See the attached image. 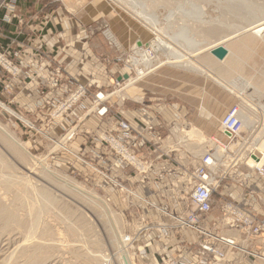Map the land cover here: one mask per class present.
<instances>
[{
	"label": "rangeland",
	"instance_id": "obj_1",
	"mask_svg": "<svg viewBox=\"0 0 264 264\" xmlns=\"http://www.w3.org/2000/svg\"><path fill=\"white\" fill-rule=\"evenodd\" d=\"M17 1V9L23 22L21 24L16 21L12 22L16 26L15 31L7 34L4 32V23L0 20V51H9L11 58L17 64H19V60H23V62L17 65L19 76L15 77L9 74L0 63V102L16 112L17 115L22 116L23 119L26 118V121L0 106V126L8 129V132L12 133L13 135H11L24 145L26 153L21 151L9 136L0 130V137L3 135L0 138V159L9 167L8 169L5 165L7 170L4 165H0V208H3L5 213L4 215L2 212L0 213V264H27L29 260L31 262V259L34 260V264H119L115 258L118 251L117 245L119 246L122 241L123 244L128 245L132 264H149L148 256L151 257L150 254L159 251L156 249L157 245L152 244L154 235L151 226H156L159 231L158 224H166L165 217L168 219L167 221L174 222L171 214L167 216L160 211H150L149 209V197H156L158 206L167 203L161 195L162 192H153L150 193V196L146 193V201H137L132 196L124 199L117 189L102 187L96 173L75 158V154L79 153L81 156L87 157L88 162L97 165V153L83 151V139L80 134L72 140L66 141L67 139L64 138L65 128L69 127L67 119L63 114L58 118H52L50 116L52 107L47 104L41 105V100L52 94L55 101H61L80 84L88 88L89 94L100 88L101 90H111L112 88L108 87L110 78L115 77L121 71L128 70L132 77L137 76L136 65L131 64L133 63L131 62L132 57L138 60L140 56L136 55L138 53L134 51L135 47L145 46L144 48L152 52L151 59L154 60L162 55L154 52L149 46L150 42L156 41L158 37L164 38L165 42H180L182 46L179 47L183 51L195 53L190 58L191 60L205 65L226 81L235 80L238 87H245L246 91L253 93L250 95L251 102L248 101L249 98L236 94L237 97L234 92V95L232 92L229 93L212 77L205 74L200 75L195 73L196 71L183 69L182 66L169 63H159L161 67L155 69V66L159 65L157 63L155 68H149L150 71L146 69L147 73L144 71L145 74L142 77L126 87L125 95L130 99L142 101L144 104L160 101L166 107L170 105L171 101L178 102V93L175 89L168 88L165 96L147 93L146 78L154 69L153 72H157L159 69L165 70L167 72L165 80L169 84L176 81V78L179 77L176 72L180 70L197 74L204 82H212L217 92L226 93L232 97L231 107L237 106L240 112L247 113L252 119L251 124L253 125L246 130L241 129L234 139L240 140L244 147L239 149L238 146H235L232 148L231 144L234 140L230 142L228 139L223 140L222 137L209 136L199 129H196L198 133L196 140L185 142L179 139L181 134H178V131L175 132V143L180 142V145L175 144L173 147H175V152L182 153L183 157H186V154L194 156L196 153L201 154L209 149L215 150V139H217L220 142V147L228 145L229 160L227 163L222 162L226 166L218 164V167L213 170L220 174L224 168L229 166V168L232 167L230 170L236 175L248 174L250 170L244 158L248 152L247 148L249 149L252 144L253 147L264 144V113L261 112L262 109L259 105V102L264 105V34L256 36L253 33L256 27L264 26V0ZM129 7L144 8L143 10L148 13L147 15L145 12L146 16L156 19L158 33L135 17L129 11ZM83 30L86 31L85 38H82L81 31ZM105 33H109L112 41L107 39ZM238 40L243 42L239 43ZM68 41L71 43L81 41L82 44L85 43L89 47V56L76 47H69L73 65L78 68L83 66V69L85 66L84 70L88 74L85 82L79 81L80 74L69 71L61 61L62 54L66 52L64 45ZM17 44L19 45L17 46ZM212 44H225L222 46L235 54L232 55L234 63L229 57V52L222 60H216L210 53L212 48L209 47ZM61 47L63 48L60 49ZM174 47L176 49V46ZM35 48H40V50L36 52ZM162 48L166 52L170 50L166 49V45H163ZM48 57L52 58V62L49 64ZM117 57L120 58L119 62L114 61ZM99 63H102L107 70L109 76L108 79L106 78L105 84L107 85L101 86V82L99 84L97 82L100 81L97 77ZM100 68L98 69L100 70ZM55 69L58 71L56 72ZM238 75L241 76L240 79L236 78ZM55 79H57V87H50L52 80ZM66 84L70 86L69 89L61 91ZM252 85L256 87V90ZM140 87L143 88L141 92L132 94L131 91L140 89ZM253 90L258 93L255 94ZM219 98H215V103L221 107L223 100ZM75 107L79 108V106ZM125 107L135 108L137 106L128 100ZM87 108L92 110L89 105ZM74 114L73 111L69 117L76 118L83 115ZM221 118L220 116L217 120L218 131ZM75 122L70 126L76 125L74 129L78 134L79 129L85 125L90 132H95L98 129L96 126L99 120L93 113H90L82 123ZM189 127H191L189 124L180 126L183 130H188ZM182 132L180 131V133ZM8 142L10 143L7 144ZM13 145L17 148H13ZM189 161H187L188 167ZM51 174L59 176L60 179L66 177L67 180L77 181L84 189L92 190L91 192H94L107 206L99 200L93 202L84 199L81 194L64 186L63 182H57L56 178L58 177ZM230 181L231 183L228 182L229 187H235L238 184L233 179ZM240 181L243 182L242 177ZM29 184L36 189L44 188L43 194L45 192L44 195L51 196V199L47 197L49 202L38 193L37 195L42 197H37ZM22 193L23 195H21ZM53 196L54 198H52ZM217 197L218 195L215 194L216 199ZM0 211L2 210L0 209ZM109 211L115 213L116 223L112 218L113 221L109 220V216L112 215H109ZM173 211V209L169 210L170 213ZM28 212L31 214L29 215ZM8 213L10 216L15 215L16 222L19 224H6L4 220L9 216ZM211 216L213 220L208 219L207 224L204 225L213 230L216 228L214 221L218 216L215 210ZM34 217H37L39 225L37 229L30 231V221H35ZM146 226L150 228L144 230ZM39 230H46L49 233L46 236H40ZM187 234L189 233L186 232ZM131 235L133 236L132 240ZM178 238L179 236H177ZM187 238H190L189 235ZM46 241H48L47 244ZM149 243L150 245H148ZM192 249L194 246L190 247V250ZM31 252L33 258L29 256ZM104 252L107 253V256Z\"/></svg>",
	"mask_w": 264,
	"mask_h": 264
},
{
	"label": "built area",
	"instance_id": "obj_2",
	"mask_svg": "<svg viewBox=\"0 0 264 264\" xmlns=\"http://www.w3.org/2000/svg\"><path fill=\"white\" fill-rule=\"evenodd\" d=\"M17 2V0H0V20L3 23L23 22L17 9ZM49 32L52 33L51 30ZM81 33L82 38H85L86 31L83 30ZM105 34L107 39L112 41L109 33ZM144 47H135L134 51H141L151 59L152 52ZM34 50L38 52L40 48ZM119 60L120 58L117 57L114 61L119 62ZM22 62L23 60H19V64ZM47 62L48 64L52 62V58ZM0 63L9 74L14 77L19 76L17 67L19 64L13 61L9 51H0ZM55 71L57 72L58 69ZM129 77L132 75L128 70L122 71L110 78L108 87H111V90L100 88L91 94L85 85L80 84L61 101H55L52 94L43 97L41 105L47 104L52 107L50 111L52 118H58L63 114L67 119L69 127L65 128L66 141L80 134L83 139V151L97 153V165L88 162L87 157L79 153L75 154V158L96 173L102 187L117 189L124 199L132 196L137 201H146V193L150 196V193L162 192L161 195L167 203L158 206L149 197V209L160 211L167 216L171 214L174 222L167 221L165 217L166 224L159 223V229L166 238L172 234L179 236L178 239L185 245L187 252L194 250L197 261L202 264H227L228 257L236 252V257L229 264H240L245 257H252L256 262L264 264V254L253 250L250 246L254 238L264 233V193L262 189L257 191L247 185L250 173H253L264 185V163L255 165V168L247 165L251 172L237 174L240 180L242 177L243 182L238 180L235 187H229L227 184L228 188L220 191L221 179L212 169L214 161H217L215 150L209 149L201 153L197 159L192 158L189 167L185 165L184 168V164H179L182 169L177 178L179 181L177 195L170 197L167 195L168 190L164 187V182L167 175L174 170L171 157V153L175 151L173 145H180V142L175 143V132L178 131L180 134L183 129L172 123L165 132L155 131V128L164 124L159 123L157 126L158 123H154L153 120L159 117L166 106L160 101L144 104L142 101L127 97L124 90L129 85ZM50 87H57V79L52 80ZM68 87L70 86L66 84L61 91L69 89ZM128 100L139 106L126 108L125 103ZM87 105L92 108L91 111L88 110ZM68 111H74V115H83L70 118L72 112L67 113ZM90 113L98 118L99 123L96 126L98 129L90 132L85 125L76 134L74 129L76 125L71 127L70 124H75V121L77 124L82 123ZM241 129L239 109L237 106H232L220 119L219 131L232 142ZM215 141V146L220 147V142L217 139ZM220 149V160L222 162L229 160L228 145H223ZM250 156L257 161L260 160L253 151H248L244 158ZM215 194L218 195L217 199ZM171 209L174 211L170 213ZM214 210L218 216L214 221L216 228L211 230L204 224H207L208 219L213 220L211 214ZM149 228L146 226L144 230ZM186 232L189 233L187 234L189 239L186 237ZM191 246H194L193 250H190ZM163 256L164 264H192L170 253Z\"/></svg>",
	"mask_w": 264,
	"mask_h": 264
},
{
	"label": "crops",
	"instance_id": "obj_3",
	"mask_svg": "<svg viewBox=\"0 0 264 264\" xmlns=\"http://www.w3.org/2000/svg\"><path fill=\"white\" fill-rule=\"evenodd\" d=\"M3 28L5 33L11 34L13 33L12 31H15L16 26L13 25V23L12 24L4 23ZM69 47H76L79 50H82L88 56L90 52L89 47L85 43L82 44L81 41L79 42L73 41L72 43L68 41L64 45L66 52L62 54V58H61V61L64 63L65 67H68V70L71 71L72 73L76 72V74L77 73L80 74L79 81L85 82L87 79L86 75H88L84 70L85 66L83 69V66L81 67L79 66L78 68L75 65H73L72 53H70L71 49H69ZM62 48L63 47H61L60 49ZM215 59L218 60L217 58ZM99 67H101L100 70L98 69ZM160 67L161 65L157 66V68ZM97 70H98L97 77L100 80L97 81L98 84L99 82H101L100 83L101 86L107 85L105 84L107 81L106 78L108 79L109 76L106 72L107 70L105 69V66L102 65V63H99L97 66ZM153 71L150 72V74H148L149 76L146 78L147 93L150 95L160 94L165 96L167 94V89L170 88L171 90L173 89L176 90L179 98L178 102L171 101L170 105L161 111L159 117L153 120L154 123H158L157 126L159 125V123L164 124V126L162 127L159 126L155 128V131L165 132L166 128L172 125V123L176 127L179 125L185 126L189 124L190 126H194L196 129L201 130L202 132L208 134L209 136H214L216 138L222 137L223 140L227 139L226 136H224L222 133H219L217 129V120L218 117L220 116L222 117L231 107V104L233 102L231 96H229L226 93L222 94L219 91L217 92L215 90V85L212 82H208V83L204 82L202 81L201 78H199L197 74L188 71L180 70L176 72L179 75V77L176 78V81L171 82L170 84L167 83V81L165 80V74L167 73L165 72V70L159 69L157 72H153ZM120 73H122V71ZM195 73L203 75L202 73L197 71ZM142 86L144 87V85ZM142 89L143 88L140 87V89H138L137 91L134 90L131 92H133L132 94H135L136 92L137 93L141 92ZM203 89L205 90L203 91ZM226 90L229 91L228 89ZM229 93L231 92L229 91ZM216 97L217 98L220 97L219 99L223 100V104L221 107H218L216 105L215 103ZM136 106H139V104H136ZM177 152L178 151L176 152L173 151L171 153V157L174 162L173 163L174 170H172L167 175L164 182V187L167 188L168 190L167 195H169L170 197H174L177 195V187L179 184L177 178L181 174V169H182V167H180L179 164L180 163L184 164V168H186L185 165H187L188 160H191L192 158L197 159V157L200 155L199 153H196L194 156L192 155L189 156L186 154V157L185 156L183 157L182 153H177ZM230 168L228 166L227 168H224V171H222V173L220 174L217 173V176L221 179L220 191L226 190L228 188L227 184L228 182L231 183L230 180L232 179L234 180V178H235L234 182L240 180V176H237L234 172L230 170ZM249 177L250 178L248 180L247 185L251 189L257 191H259V189H262V192L264 193V187H263L264 185L261 182V180L258 179L255 175H253V173H250ZM152 199L155 202H157L156 197H153ZM152 234L154 235V238L152 239V244L154 246L156 244L157 245L156 249H158L159 251L158 252L155 251V253L150 254L151 257L148 256L150 260L149 264H164L163 255L167 253L180 257L184 261L192 264H202V262L197 261V256L193 253L194 250L192 249L193 251L187 252V250H185V245L182 242H180L179 239H177V236L170 235L169 238L168 237L166 238V236L164 237L163 231L161 230L158 231L156 227L152 228ZM253 241L254 242L250 245L251 248L255 251H258L261 254H264V233L260 234L257 238H254ZM148 245H150V243ZM236 255H237L236 252L232 253V255L228 257L226 263L227 264L231 263V261L236 257ZM240 264H260V263L256 262V260L253 259L252 257H245Z\"/></svg>",
	"mask_w": 264,
	"mask_h": 264
},
{
	"label": "bare ground",
	"instance_id": "obj_4",
	"mask_svg": "<svg viewBox=\"0 0 264 264\" xmlns=\"http://www.w3.org/2000/svg\"><path fill=\"white\" fill-rule=\"evenodd\" d=\"M79 2V1H78ZM75 8V7H74ZM144 9V8H143ZM142 8L140 9V8H137V7H129V11L135 16V17H137L143 24H147L148 26H150V28L151 29H153L155 32H157V27H156V19H154V18H152L151 16H146V14H145V12L146 11H144ZM72 10V9H71ZM147 13V12H146ZM147 15H148V13H147ZM167 26V25H166ZM256 28H258V27H256ZM255 28V29H256ZM254 29V30H255ZM150 30V29H149ZM254 30H253V33H254ZM160 31V30H159ZM158 33V32H157ZM255 34V33H254ZM256 35V34H255ZM250 36L252 37V35L250 34ZM256 36H259V35H256ZM262 36V35H261ZM164 38H162L161 37V39L158 37V39L156 40V41H152V42H150V44H149V46H151L152 47V49L154 50V52H158L159 54H161L162 56H160V57H156L154 60L153 59H150V58H148L147 57V55L146 54H144V53H141L140 54V52H138V51H136V53H138V54H136V55H140L139 56V59L137 60V58L135 59V58H131V62H133V63H131V64H133V65H136V73H137V77L136 78H134V77H129L128 78V84L129 85H131V83H133V82H135L136 80H138V78H140L141 76L140 75H142V74H144V71L146 70V69H149V68H152V67H154L157 63L159 64V63H169V64H174V65H178V66H182L183 67V69H190V70H193V71H197V72H200V73H202V74H205V75H207V76H209V77H212V78H214V80L215 81H217L218 83H220L223 87H225L226 89H228L230 92H232V94H233V92L235 93V95L237 94L238 96H240V97H245V98H249L248 99V101L249 102H251V97H250V95H252L253 93H249L248 91H246V89H245V87H238L237 85H236V83H235V80H231V81H226V80H224L223 78H221V76H217L216 75V73L215 72H213V70H211L210 68H208V67H206L205 65H203V64H201V63H196L195 61H193V60H191L190 58H192L194 55H195V53L193 54V53H191V52H185V51H183L179 46H182V44H180V42H177V41H175V42H172V43H170V42H165V39L163 40ZM243 39V38H242ZM251 39V38H250ZM227 40V39H226ZM239 41V43H242L243 41L242 40H238ZM135 44H136V42H135ZM140 44V43H139ZM141 44H144V42H141ZM163 45H166L167 46V48L166 49H170L168 52H166L162 47H163ZM222 45H224L225 46V44H222ZM136 46V45H135ZM174 46H176V49H175V47ZM215 46H218L217 44H212L209 48H214ZM137 47H140V46H137ZM162 48V49H161ZM165 51V52H164ZM227 52H229V51H227ZM156 55V54H155ZM227 55V54H226ZM232 55H235L234 53H232L231 51L229 52V57H231L232 58ZM152 56H153V54H152ZM159 56V55H158ZM215 57V56H214ZM216 58V57H215ZM227 58V57H226ZM219 60H222V59H219ZM232 60V62L234 63V59L232 58L231 59ZM138 62V63H137ZM160 65V64H159ZM244 65V64H243ZM156 68H157V66H155ZM154 67V68H155ZM150 71V70H149ZM146 72V71H145ZM236 78H238V79H240L241 78V76L240 75H238ZM211 80H213V79H211ZM246 82H248V81H246ZM219 84V85H220ZM128 85V86H129ZM221 86V87H222ZM252 87H253V89L254 90H256V87L255 86H253L252 85ZM253 90V91H254ZM258 90V89H257ZM259 91V90H258ZM257 92V91H256ZM256 92L254 91V93L256 94ZM125 93V92H124ZM258 93V92H257ZM234 95V94H233ZM236 95V96H237ZM247 95V96H246ZM237 96V97H238ZM257 99V98H256ZM255 105H258V104H255ZM259 105H260V107H261V112H263L264 113V105H262V104H260V102H259ZM258 105V106H259ZM0 106L2 107V108H4V109H6V110H8L10 113H12L13 115H15V116H17L18 118H22L23 119V117L22 116H19V115H17L16 114V112H14L12 109H10L9 107H7L5 104H3L2 102H0ZM239 116H240V118H241V120H242V129H248V128H250L251 127V125H253V124H251L252 122H251V120L252 119H250V117H249V115L247 114V113H244L243 111L242 112H240L239 111ZM24 121H26V118L25 119H23ZM0 130L2 131V133L4 132L7 136H9V138L13 141V143L14 144H16V146L21 150V151H23L24 153H26V150L24 149L25 147H24V145H22V143H20L18 140H16L12 135V133H10V132H8V129H6L5 127H3V126H0ZM183 132L182 133H180L181 135H179V136H181V138H179V139H182L184 142L185 141H189V140H196V136L198 135V133H197V131H196V128L194 127V126H191V127H189V129L188 130H182ZM12 134V135H11ZM3 136V135H2ZM1 136V137H2ZM203 137H204V135H202ZM0 137V138H1ZM201 138L202 140L204 139V138ZM6 139V138H5ZM4 140V139H3ZM6 140H8V139H6ZM10 142H8L7 144H9ZM12 143V142H11ZM213 145H214V142L212 143ZM235 146H238V148L240 149V148H242V147H244L243 146V144H242V142L240 141V140H234L233 141V143L231 144V147L232 148H235ZM9 147H10V145H9ZM15 146L13 145V148H14ZM17 147H15V148H17ZM204 147V146H203ZM247 148V147H246ZM14 150H17V149H14ZM13 150V151H14ZM247 151H253V154H255V155H257L258 157H260V160L259 161H257L256 159H254L252 156H250V157H248V158H246V164L247 165H250L252 168H255V165H260V164H262V163H264V144L263 145H259L258 144V146H255V147H253V144L249 147V149L247 148ZM21 155V154H20ZM214 155H215V157L217 158V161H214V165H213V168L212 169H215L216 167H218V164H222V160H220V157H221V149H220V147H215V152H214ZM28 157V156H27ZM1 158V157H0ZM5 159V158H4ZM10 163H12L11 161H9ZM45 162V161H44ZM225 162L227 163L228 162V160H225ZM224 162V163H225ZM234 163H235V161H233ZM43 163V162H42ZM224 163H223V166H226V165H224ZM38 164V163H37ZM0 165L1 166H7V164L6 163H4L3 162V160L2 159H0ZM5 166V168L7 169V167ZM12 166H14V165H12ZM16 166V165H15ZM222 166V165H221ZM2 168V167H1ZM18 168V167H17ZM27 168V167H26ZM8 169H9V167H8ZM7 169V170H8ZM46 169V168H45ZM45 169H44V171H45ZM12 170V169H11ZM18 170V169H17ZM47 171V170H46ZM11 172V171H10ZM49 172V171H48ZM12 173V172H11ZM50 173H52V172H50ZM55 173V172H54ZM0 174H1V171H0ZM2 174H3V172H2ZM7 174V173H6ZM8 175H9V173H8ZM11 175V174H10ZM13 175V174H12ZM11 175V176H12ZM52 176H56V177H58V178H56L57 179V182L59 181L60 183L61 182H63V185L64 186H66L68 189H71L72 191H74V192H77V193H79V194H81V196H83L84 197V199H88V200H90V201H93L94 202V200H96L97 202H98V200L99 201H101L102 203H104L103 202V200L102 199H100L94 192H91V191H88V190H86V189H84L83 187H82V185H80V184H78V182L77 181H75V182H73V180L71 179V180H67V178L66 177H64L65 179H60L59 178V176H57V175H55V174H51ZM25 176V175H24ZM61 176V175H60ZM4 178H5V176H4ZM9 178V177H8ZM8 178H6V181H8L7 179ZM15 178V177H14ZM14 178H12V179H14ZM4 180V179H3ZM9 180H10V178H9ZM16 180H18V178H16ZM29 180V179H28ZM55 180V179H54ZM5 181V180H4ZM5 181V182H6ZM10 182V181H9ZM13 182V181H12ZM12 182H11V184H12ZM55 182V181H54ZM15 183V182H14ZM20 183V182H19ZM28 183V182H27ZM30 184H32V183H30ZM29 184V185H30ZM10 185V184H9ZM25 185H26V183H25ZM62 185V184H61ZM19 186V185H18ZM16 187V186H15ZM30 187H31V185H30ZM32 190L36 193L35 195H37V193L38 194H40V195H42V196H44V198H46V200H48V198L49 199H51V196L50 195H44L45 194V192H44V194H43V189L42 188H38V189H36L35 187H33V185H32ZM21 189L22 190H24L23 189V187H21ZM18 191V190H17ZM51 192V191H50ZM19 193V192H18ZM21 195H23V193L21 194ZM40 195H37V197L39 196L40 198L42 197V196H40ZM53 195V194H52ZM78 195V194H77ZM124 196V195H123ZM48 197V198H47ZM52 198H54V196L52 197ZM25 199V198H24ZM55 199H57L56 197H55ZM34 200V199H33ZM37 200V199H36ZM48 202H49V200H48ZM52 202V201H51ZM50 202V203H51ZM53 202H55L54 200H53ZM108 203V202H107ZM9 204V203H8ZM25 204V203H24ZM33 204V203H32ZM53 204V203H52ZM105 204V203H104ZM34 205V204H33ZM98 205V204H97ZM5 206V205H4ZM39 206V205H38ZM99 206V205H98ZM102 206V205H101ZM105 206H107L106 204H105ZM104 206V207H105ZM100 207V206H99ZM13 208V207H12ZM107 208V207H106ZM2 211H0V213L2 212L3 214L2 215H4L5 213L3 212L4 210H3V208H0ZM33 209V208H32ZM108 209V208H107ZM7 210V209H6ZM37 210V209H36ZM104 210V209H103ZM29 211V210H28ZM110 211H112V210H110ZM109 211V212H110ZM115 211V210H114ZM12 212V211H11ZM14 212V211H13ZM18 212V211H17ZM108 212V211H107ZM29 213V212H28ZM18 214V213H17ZM31 213H29V215H30ZM112 214V215H111ZM8 215L9 216H7L6 217V219L4 220L5 222H6V224H8V225H12V224H19V222H16L17 220H16V216L15 215H11L10 216V214L8 213ZM41 215V214H40ZM105 215V214H104ZM107 215H108V213H107ZM109 215H111V216H109ZM108 216H109V220H111V218L114 220V215H115V213L114 212H110V214H109ZM100 217V216H99ZM118 217V216H117ZM35 218V217H34ZM107 218V217H106ZM37 217L34 219L35 221H33V222H31L30 221V226H29V228H30V231L31 230H35V229H37L38 227V222H37ZM116 219V218H115ZM113 220H111V221H113ZM114 222H115V220H114ZM116 223V222H115ZM66 224V223H65ZM70 225V224H69ZM113 225H114V223H113ZM20 226V225H19ZM60 226V225H59ZM4 227V226H3ZM42 227H43V225H42ZM113 227V226H112ZM115 227V226H114ZM74 229V228H73ZM117 229V228H116ZM28 231H29V229H28ZM40 231V230H39ZM29 233V232H28ZM35 233V232H34ZM40 234V236L42 235V236H46L49 232L48 231H46V230H42V231H40L39 232ZM119 233V232H118ZM84 236V235H83ZM132 236V235H131ZM112 237V236H111ZM117 238V237H116ZM115 239V238H114ZM133 239V236L131 237V240ZM23 240H25V239H23ZM50 240V239H49ZM75 240V239H74ZM99 240V239H98ZM97 240V241H98ZM130 240V241H131ZM76 241V240H75ZM101 241V240H100ZM111 241V240H110ZM118 241V240H117ZM116 241V242H117ZM29 242V241H28ZM32 242V241H31ZM40 242V241H39ZM47 242L48 241H46V244H47ZM77 242V241H76ZM99 242V241H98ZM115 242V243H116ZM121 242V241H120ZM123 242V241H122ZM121 242V244L118 246L117 245V249H118V251H117V254H116V258L115 259H117L118 261L117 262H119V264H132V261H131V258H130V251H128V245L127 244H123ZM50 243V242H49ZM52 243H54L55 244V242H52ZM68 244V243H67ZM78 244V243H77ZM118 244V243H117ZM130 244V243H129ZM62 245V244H61ZM64 245V244H63ZM111 245H113V244H111ZM52 246V245H51ZM101 246V245H100ZM115 246H116V244H115ZM40 248H41V246H39ZM25 251V250H24ZM98 251H100V250H98ZM28 252V251H27ZM68 252V251H67ZM11 253V252H10ZM94 253V252H93ZM104 253H106V252H104ZM12 254V253H11ZM97 254V253H96ZM99 254V253H98ZM97 254V255H98ZM21 255H22V252H21ZM103 255V254H102ZM106 256H107V253L105 254ZM25 256V255H24ZM23 256V257H24ZM29 256H31V258H33V255H32V252H31V255H29ZM20 257V256H19ZM62 257V256H61ZM104 257V256H103ZM102 257V258H103ZM94 258V257H93ZM97 258V257H96ZM100 258V257H99ZM106 258V257H105ZM104 259V258H103ZM17 260V259H16ZM97 260V259H96ZM106 260H107V258H106ZM92 261V260H91ZM104 261H105V259H104ZM37 262V261H36ZM94 263V262H93ZM27 264H34V260L33 259H31V262H30V260L28 261V263ZM91 264V263H90Z\"/></svg>",
	"mask_w": 264,
	"mask_h": 264
},
{
	"label": "water",
	"instance_id": "obj_5",
	"mask_svg": "<svg viewBox=\"0 0 264 264\" xmlns=\"http://www.w3.org/2000/svg\"><path fill=\"white\" fill-rule=\"evenodd\" d=\"M254 33L256 35H263L264 34V26H259L258 28H256L254 30ZM210 53L215 56L217 59H223L226 54H227V49L222 46V45H218V46H215L214 48H212L210 50ZM124 78L126 77V75L123 76Z\"/></svg>",
	"mask_w": 264,
	"mask_h": 264
}]
</instances>
